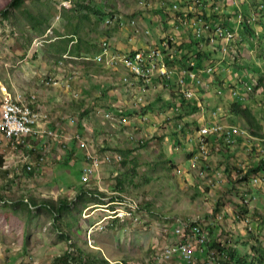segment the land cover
Segmentation results:
<instances>
[{
	"label": "rangeland",
	"instance_id": "obj_1",
	"mask_svg": "<svg viewBox=\"0 0 264 264\" xmlns=\"http://www.w3.org/2000/svg\"><path fill=\"white\" fill-rule=\"evenodd\" d=\"M174 1L176 0H29L27 3L22 2L18 9H13L11 6L7 7L10 0H0L1 10L11 8L7 22L0 21V49L8 46L6 40L9 38H13L11 45L18 48L34 46L33 51L39 61L37 64L40 65V87L33 91H47L52 94L54 89L57 91L58 86L48 88L50 86L46 83L52 84L54 75L51 73L57 72L55 63L62 56L53 50L63 47V44L53 47L52 43H49L54 37L57 38L58 34L74 33L76 44L70 46L71 54L68 53L75 56L72 54L73 46H79L76 56L81 58L92 56L94 46L98 50L97 42L104 38L109 42H126L128 37L133 38L136 31L144 42L143 36H148L149 41L156 44L162 37H158L160 33L172 30L168 4ZM22 9L26 10V14ZM104 13L108 15L105 16ZM110 14L119 17V21L108 23ZM57 15L59 18L56 20ZM118 22H121L122 26H119ZM257 23L263 27L264 37V20ZM219 25L225 23L219 22ZM117 27L122 30L124 36ZM13 28L17 32L16 38L10 33ZM33 28L39 36L27 37L26 31ZM49 28L51 34H46L45 37L43 33ZM256 32L259 34L260 30ZM73 39L65 40L68 42ZM133 40V44L139 43L138 39ZM260 42L258 48L261 51L255 48V52L250 53L245 44L241 47L240 62H247L245 66L237 63L228 68V57L214 55L212 62L218 66L214 74L215 79L219 81H210L204 73L200 76L204 82L198 90L203 92L195 95L200 109L190 117L184 116V119L180 120V123H186L182 131L171 124L175 119L168 120L173 116L174 106L173 103H169L170 109L163 106L171 99L167 91L159 92L161 89H158L151 94L148 92L144 101H141L143 105H137L134 103V97H122L125 93L121 94L122 86L118 73L110 72V69L100 63L83 62L79 59L68 63L64 74L61 72V75L66 79L72 76L71 88L67 93L69 96L79 95L75 100L77 103L80 100L95 102L107 95L108 90H113L120 96L117 101L121 109L130 112L112 121H103L101 115L93 113L94 111L88 117L80 113L69 121H73L75 126L85 118L88 128L109 126L115 130L151 127L165 130L166 127L171 130L165 135L155 132L151 137L147 135L143 138L134 131H123L124 139L115 143L116 149L104 150L112 152L111 156H120L122 161L118 164L103 165L88 183H83L81 172L85 164L80 156L74 159L76 151L81 150L71 139L74 135H71L72 130H64L63 133L69 135L64 136L58 132L59 127H55L56 131L43 127L45 131L50 130L57 134L58 142L49 140L45 135H39L37 138H43L45 142L29 156L31 164L22 161L16 165L17 168L11 169L12 161L8 160L4 167L9 168L7 170L11 176H8V173H0V197L5 200L0 202V264H63V256L69 261L68 264H102L103 261L116 264L117 259L121 261L124 258L129 264H158L159 260L156 258L159 251L178 240L173 236V231L177 227L176 224L181 223L187 226L199 224L209 233L210 240L218 239L220 243L230 240L228 248H235L239 257L250 262L258 246L264 249V178L261 179L262 184L254 186L249 182L253 177L252 173L248 174V171L256 168L253 162L257 163L262 159L264 137L263 140L253 137L245 122L239 117H233L228 108L232 97H235L233 91L245 92L248 99L239 100V104L249 110L251 119L255 121L253 130L259 128L258 134L264 136V89L248 93L243 90L249 88L252 79L255 80L253 84H257L258 79L264 78V40ZM136 47L137 45H134L130 50H137ZM50 54L54 55L49 57ZM21 63L25 65V62L20 61L18 67ZM12 75L13 70L10 77ZM234 80L245 82L247 85L236 84ZM229 82H233L232 86ZM221 84L230 88H225L223 92H227L217 96L215 94L218 91H214L217 87H222ZM174 85L175 81H172V86ZM81 91L86 95H82ZM64 96L65 94L60 93V99ZM154 98L155 102L152 101ZM202 104L207 107H202ZM216 107V111H220L219 116L213 120L214 123L237 127L243 131L241 135L236 136L235 144L231 147L223 145L221 141L208 142L210 155L203 166L209 167L212 176H217V179L213 178L211 182L210 175L205 179V172L197 171L200 162L192 167L191 148L195 145L188 141L187 136L194 134L195 130L203 128L204 123L212 120L208 109L211 111ZM201 116L204 120L197 124V119ZM121 118L126 121V125H120ZM195 125L197 127H194ZM130 136L134 140H141L144 145L131 143ZM51 142L57 145L53 146ZM64 144H67L69 149ZM6 145L8 147L7 141L0 137V153L3 156L7 150ZM23 150L24 147L19 146V151ZM41 156L43 161L39 162ZM27 165L34 167L28 171ZM206 172L208 173L207 170ZM241 174H246V181L238 180ZM63 198L69 203L68 211L57 215L56 218L46 211L44 205H40L39 212L38 209L27 207L26 203L22 202L34 200L40 204L42 200H50L56 208L59 207V200ZM115 198L118 201L129 198L139 203L137 220L116 221L114 225L107 223L104 218L108 219L110 216V201H115ZM242 198L250 199L249 212L242 216L243 218H237L236 212L239 209L236 204H240ZM112 207L125 209L124 205ZM215 208L219 212L216 213ZM211 227L213 230L210 233L207 229ZM37 231L42 235L38 237ZM64 233L77 240L67 241ZM204 258V255H195L194 264H204Z\"/></svg>",
	"mask_w": 264,
	"mask_h": 264
},
{
	"label": "built area",
	"instance_id": "obj_2",
	"mask_svg": "<svg viewBox=\"0 0 264 264\" xmlns=\"http://www.w3.org/2000/svg\"><path fill=\"white\" fill-rule=\"evenodd\" d=\"M207 0H181L186 5L187 13L185 12V18L182 15L177 14V6L174 2L170 10V24L174 27L173 36L180 34V25L183 27L184 33H191L194 36V40L199 44V49L205 52L212 53L214 57L215 52L222 56H226L230 49L234 45L239 44L242 41L241 34L245 27L254 24L257 20V14L255 11H249L248 15H245L242 7H240L241 0H227V5L232 8L228 10L225 8V0H211L207 6L205 4ZM168 4V6L170 5ZM212 7L211 11L209 8ZM201 8L206 10V14L203 15ZM263 5H258L257 10L262 11ZM212 12L223 16L220 22H224L225 25H219L217 22L210 20ZM204 17V19H203ZM119 21V17L116 15L110 16L108 23H115ZM119 23V22H118ZM179 26H178V25ZM122 26V23H119ZM138 30V29H137ZM181 35V34H180ZM258 33L254 32V36H250L251 42H256ZM182 37V36H181ZM159 42L156 41L154 47L142 46L137 50L129 52L114 51L109 47L106 42H101L100 52L93 58H84L83 61H92L102 64L105 68L114 72H120L121 84L124 86L125 92L130 97H134V103L141 104V101L146 98L148 92L151 94L153 91L162 88H171L174 90L173 94L184 100H195V95L198 93V89L202 87L204 81L200 79V76L204 73L210 81H214L216 64L212 61L206 62L203 67L195 66V62L190 60L187 65L181 64L182 57L181 52H178V47L183 43L181 39H174L169 36H162L159 38ZM194 41V42H195ZM180 42V43H179ZM195 51V50H194ZM212 57V58H213ZM264 57V56H263ZM67 57L65 59H69ZM174 63L177 64L174 67ZM223 63V62H222ZM60 65H62L60 63ZM64 72V71H63ZM174 76L175 85L172 86V80L170 78ZM72 77L68 78V82L65 84L66 90L70 89V81ZM165 80L168 82H165ZM164 83L165 85H162ZM57 81L52 80V84L46 83L47 86H54ZM218 91V95H220ZM235 94V93H234ZM78 95L74 94L72 98L76 99ZM35 96H24V94L16 93L11 96L5 94L0 102V137L6 140L9 144L11 153L19 151V146H26L29 138H37L39 135H45L50 139L58 140L59 136L50 130H44L39 125L40 116L33 111L32 105L35 101ZM137 101V103H136ZM144 101V100H143ZM136 106V105H135ZM220 109H218L219 111ZM178 109H175L177 112ZM125 111L120 107H115L113 111H98L97 114L101 115L105 120H115L118 116L123 115ZM118 115V116H117ZM212 115H216V112H212ZM45 120V117H42ZM172 125L174 128L180 130L182 123L176 119L173 120ZM126 121L123 118L120 119V125H126ZM203 128H198L196 133L187 136L188 141L194 143L197 153L195 154V148L190 161L192 167L199 164L200 160L207 159L210 154L208 148V140L221 141L225 146L231 147L235 144L236 136L242 134V130L233 126H223L220 124L204 123ZM176 126V127H175ZM73 142H76L77 148L82 151L86 161L85 167L81 172V180L83 183H88L101 169L103 165H109L112 163H119L122 161L120 156H111L109 152L102 154L97 153L88 143L77 133L71 138ZM129 140L136 142L137 145H142L141 140H134L130 136ZM17 159V163L26 161V158L20 156ZM43 158L39 159L42 162ZM115 161V162H113ZM28 171L31 170V166H27ZM264 173H260L257 176L251 177L250 183L254 186L262 184ZM243 205H248L250 199L242 198ZM125 206V209L120 210L117 207L112 206ZM111 210H109L110 216L108 221L118 220L133 221L137 220L136 212L139 209V203H136L129 198H123L118 201H110ZM218 217V216H217ZM124 219V220H123ZM244 222V221H242ZM177 226V227H176ZM176 228L173 231V236L178 240L171 246H165L159 251L158 264H194L193 258L195 255H204V264H224L226 261V255L223 251H219L217 248H211V242L209 233L199 224L192 226L176 224ZM218 240V239H217ZM214 240V243L225 251L228 249L230 240L220 243ZM205 247L206 250L203 248Z\"/></svg>",
	"mask_w": 264,
	"mask_h": 264
},
{
	"label": "crops",
	"instance_id": "obj_3",
	"mask_svg": "<svg viewBox=\"0 0 264 264\" xmlns=\"http://www.w3.org/2000/svg\"><path fill=\"white\" fill-rule=\"evenodd\" d=\"M28 1L29 0H22V2H24V3H27ZM22 11L26 14V10L22 9ZM263 20H264V18H263ZM166 25H168L170 27L169 23H166ZM169 30L170 31H168L167 33H164V32L160 33L159 32L161 35H159L158 37H160V36L174 37L173 31L171 29H169ZM118 31L120 32L121 35L124 36L122 30H120L118 28ZM46 34H48V35L51 34L50 30L44 31L43 35H46ZM262 34H263V28L260 31V33L258 34V36L256 37L257 42L255 44V48H258V45L261 43L260 41L262 39L264 40V37L262 36ZM16 35H17V33H16ZM43 35H41V36H43ZM141 35L143 36L142 33H141ZM12 36L15 38L14 35H12ZM26 36L31 37V38H34V37L36 38L39 35L35 34V29L33 28V29H28L26 31ZM57 36H58L57 38L54 37V39L51 40L49 43H52L51 45L53 47H56V45H59V44H63V47L62 48L56 47L55 50H53V52L54 51L55 52H63V54L67 53L68 48L73 44V41L66 42L65 39L74 38V33L71 32V33L62 34V35L58 34ZM181 36L183 38H185L186 36H188L187 32L183 33ZM251 36H254V32H252ZM140 37H141L140 33L137 31V34L134 33L133 38L128 37L126 42L122 41V42L117 43V42H114L113 40L111 42H109V41H107L108 39H106V38L100 40V42L103 40H106L108 42V44L110 45L109 47L112 50L118 51V52L134 51V50H130V48L132 49V47L134 45H137L136 48L142 47L144 45L145 46H151L152 45V47H154V45H155L154 42L151 43V41H149V39H148V36H146L145 38L143 36V39L145 40V42L141 39L142 37L141 38ZM245 37H248V35L245 33V30H244L241 34L242 41L239 44L234 45L232 47V49L229 50V52L233 51L234 49L241 51V47L245 43ZM134 38L138 39L139 43L133 44L132 42L134 41L133 40ZM12 39L9 38L8 40H6V41H8L7 42L8 46L7 47H1L3 50L0 49V102H1V98H2L1 97V89L2 88H5L10 94L21 93V94H24V96L34 95L36 97V100L32 105V109H33V111H35L40 116V119H39L40 125L39 126L41 128L46 127L48 129L54 131L55 127H59L58 132L63 134L64 136H69L68 134L63 133L64 130H66V131L72 130L71 135L75 134V133L79 134L84 140H86L87 143L90 144V146L92 148H94V149L96 148L95 150L99 151L101 153L105 152L104 150H106V149L107 150L108 149H116L115 143H120L122 141V139H124V134L127 132H133L134 131L139 137L143 138L147 135H150V137H151L152 133H155V132H158L160 134L165 135V133H167L169 130H171V128H166V127H165V130H164V128L158 129V128H151V127L116 128L115 130H112L111 128H109V126L106 128H101L99 126L97 128H88L86 126L87 120L85 118L84 119L82 118L80 120L79 125L75 126L73 121L69 122L71 120V118L75 119V117L78 116L80 113H81V115H83V116L86 115L88 117V116H90L92 111H94L93 113H95V114H97V111H104V110H108V109L110 111H112L113 107H119L118 106L119 101H117V100L119 99L120 96L117 95L116 93H114L113 90H108L107 95H103L102 99L99 98L95 102L94 101L89 102L88 100H87V102H85L86 100H80V102L77 103L76 101L72 100L71 96H69V94L67 93L68 90H66L65 84H66V82H68L69 77L66 79L65 76L61 75V72L63 74H64V72H63V70H61L60 68L57 67V62L55 63L57 72L55 71V72L51 73L52 75H54L53 76L54 78L52 80L57 81V85L48 87V88H51V87L56 88V86H58L57 91H56V89H54L52 94L48 93L47 91H42L40 93L33 91L34 89H36V87H40V75L38 74V68L40 65L37 64L39 61H37L38 56L35 55L36 52L33 51L34 46H30V45L19 46V48H18V46L11 45ZM56 41H60V42H56ZM98 42H97V44L99 47L100 42L99 43ZM140 42H143V44H140ZM95 44H96V42H95ZM65 46H67V50H65V48H64ZM246 46L247 47L249 46L247 41H246L245 47ZM255 48L251 53L255 52ZM258 49L260 50V48H258ZM229 52L226 54V58L228 57L230 60V63L228 64V68L234 67L232 65V60H231L232 57L230 56ZM8 53H10V54H8ZM11 53H13L14 56ZM191 53L193 54L194 52H191ZM186 54H187L188 59L192 56V55H190V53H186ZM17 55H19L20 58H18ZM52 55H54V54H50L48 56L51 57ZM20 61L25 62V65L21 63V66L18 67V62H20ZM210 61H212V60H208L207 62H210ZM242 63L244 64V66H245V64L247 65V62H242ZM181 64L183 66H185V65H187V62L184 61V63L181 62ZM228 68L226 67V69L229 71ZM11 70H13L12 77H10ZM226 74H227V72H226ZM238 86L239 85H237V87ZM224 88H226L225 85H224ZM160 89H161V91H159V92L168 91V89L167 90H164V89L162 90V88H160ZM243 90H245V89H243ZM171 91H172V89H171ZM197 91H198V93L203 92V90H197ZM218 91H220V93L222 95L225 92H227V91L223 92V90H221V89H219ZM56 92H58V93H56ZM234 92L236 93V95H233V96L239 97V95H241L240 99H242V100L248 99L247 94L245 92L239 93L237 90L233 91V93ZM60 93L65 94V96L62 97L61 99H60ZM122 93H125L123 89L121 91V94ZM81 94L86 95V93L83 91H81ZM126 95L127 94L125 93V96L123 94L122 97H126ZM232 101H233V97H232ZM132 109H135V108L132 107ZM216 109H217V107L215 108V110H211V111L209 110L208 111L212 117V120H210L209 123H214L213 120L219 116L218 112L220 110L216 111ZM121 110L123 111V109H121ZM134 111L135 110H133V112ZM214 111L216 112V115L213 116L212 112H214ZM124 114H125V112H124ZM42 117H45L46 119L43 120ZM169 119L173 120V119H175V117L172 116V117H169L168 120ZM200 120L202 123L204 120L203 116ZM217 121L219 122V120H217ZM44 123L46 124L45 126L43 125ZM70 125H72V128H70ZM73 128H74V130H73ZM161 130H163V131H161ZM123 131H125V133ZM49 140H51V139H49ZM207 140H208V142H213L210 138ZM53 141L58 142L56 140H53ZM108 141H112V143H110ZM44 142L45 141L43 140V138H41L40 140H39V138L36 139L34 137L29 138V140L26 143V146L24 147V150L23 151H17L14 153H11L10 148H9V144H8V147L6 145L7 150H5V155L3 156L4 160H6V161H4V164L6 165L8 163V160H10V161H12L11 169L13 167L15 169V168H17L16 165L19 164V163H17L16 158H19L20 156L26 158V162L28 164H31L30 163L31 161L29 160V156L34 154V150H38L41 147V144ZM71 143L73 144V142H71ZM52 145L56 146L57 144L54 145L52 143ZM64 146H66L67 149H69L67 144H64ZM3 147H5V144H3ZM194 148H195V146L193 148H191V150L193 152H194ZM108 152H110V151H108ZM14 154H16L15 157H14ZM79 156H80L82 162L86 165L84 154L82 153V151L78 152V150H77L75 153L74 159H75V157H79ZM24 166H25V164H24ZM7 169H9V168L4 167V165H3V167L0 169V173L1 174L8 173V176H11V174H9V171ZM99 176H100V174H99ZM39 207H41V206L40 205L37 206L36 209H38V211L41 212V210H40L41 208H39ZM58 208L59 207H56V209H58ZM46 211H47V207H46ZM46 211H44V212H46ZM48 213H50V212L48 211ZM116 221H118V220L108 221L107 223H109V224L113 223L112 225H114V224H116ZM109 224H107V225H109ZM80 228L82 229V226ZM36 234L38 237L42 235L41 232L38 233V231ZM64 234L66 235L65 238H67V241H71V239H74L70 235H67L66 233H64ZM74 240H77V239H74ZM99 251H101V250H99ZM101 252L103 253V251H101ZM119 260L120 259H117V262H119Z\"/></svg>",
	"mask_w": 264,
	"mask_h": 264
},
{
	"label": "trees",
	"instance_id": "obj_4",
	"mask_svg": "<svg viewBox=\"0 0 264 264\" xmlns=\"http://www.w3.org/2000/svg\"><path fill=\"white\" fill-rule=\"evenodd\" d=\"M211 0H207L205 2L206 6L207 4L210 2ZM264 2V0H261ZM227 0L224 1L225 3V8H227L228 10H232V8L230 6L227 5ZM22 4V0H10V2L7 4V7L11 6V8L13 9H18ZM176 6H177V10H178V13L179 15H182L183 18H185V12L187 13V8H186V5L183 4L181 2V0H176L175 3H174ZM173 4H170L169 5V9L171 10ZM11 8H5V9H0V18H2L3 20L6 21V19H8V11L9 9ZM212 7L209 8V10L211 11ZM202 14L205 15L207 12L206 10H204L203 8L200 9ZM105 16H107L108 14L107 13H104ZM112 14H110L109 16H111ZM223 17V16H222ZM204 19V17H203ZM210 20L213 21V22H217L219 23L220 22V15L216 14V12H212V15H210ZM167 23V22H166ZM178 25V24H177ZM257 25H259V23H257ZM179 26V25H178ZM260 26V25H259ZM180 30H179V33L182 35L184 32L182 31V26L180 25ZM261 29L263 28L262 26H260ZM174 30V27L172 26V31ZM15 30H12V33L13 35L16 37V33L17 32H14ZM252 32H253V28L248 26V27H245V33L248 35L247 38H249L251 35H252ZM180 34H177V35H174V39H181L183 40V43H181V45L178 47V52H181L180 54H182V57L179 59L181 60L180 62L184 63L185 62H188L190 60L194 61L196 64L195 66L197 67H203V65L208 61V60H212V53L210 54L209 52H205L204 50L202 49H199V44L194 40V36H192L191 33H187V37L183 38L181 37ZM247 38H245V41L249 42L251 47L252 48H255V45L254 43L250 42L249 40H247ZM73 39V38H72ZM69 41H74L73 40H69ZM195 41V42H194ZM257 42V40H256ZM180 43V42H179ZM76 44V40H75V43L72 44V45H75ZM58 48V47H57ZM65 50H67V46L64 47ZM95 48V51L93 53V55L97 54V52L99 51V47L98 50L96 49V46H94ZM79 49V46H73V51H72V54H74L75 56L78 55V52L79 51H76ZM195 50V51H194ZM55 52V51H54ZM69 52V50L67 51V53ZM191 52H194L193 54ZM57 54H63V52H55ZM70 53V52H69ZM86 54H88L87 52H85ZM186 53H190V55H192L189 59L187 58V54ZM71 54V53H70ZM215 54H217L215 52ZM230 56L232 57L231 60H232V65H235V64H240V65H243L242 62H240V59L242 58V54H241V51L237 50V49H234L233 51H230L229 52ZM92 55V56H93ZM72 56V55H70ZM76 57H79V56H76ZM187 58V59H186ZM205 60V61H204ZM177 64L174 63V67H176ZM175 77L172 76L170 78V80L172 81H175ZM234 79V77H233ZM217 80V81H216ZM218 82L219 80L218 79H215L213 82ZM235 81V80H234ZM165 82H167L165 80ZM253 82H255L254 79H252L251 81V84L249 85V88H245L246 91H253V90H258L260 88L264 89V78H261V79H258L257 80V84H253ZM168 83V82H167ZM220 83V82H219ZM232 83L233 82H229L228 84L232 86ZM235 83L237 84H244V85H247L245 82H239V81H235ZM249 83V82H248ZM222 87H217V89L214 91V93L216 91H218L219 89L221 90H225L224 88V85L221 84ZM226 85V84H225ZM226 88H230L229 86H226ZM168 89V94L170 95V98L169 101H167L166 105H163V106H167V108H171V105H169V103H173V109H172V115L173 117H175V119L180 122V120L186 116V117H190V115L192 114H195L196 112L199 111V107H198V104L195 100L194 103H191L192 100H184L182 98H180V101L178 100L179 98L176 97L173 92L171 91V88H167ZM164 88V90H167ZM232 90V89H230ZM235 98V100H233L232 102H230V106H229V113L233 116V117H239L241 118L244 122H245V125L249 127L250 129V134L253 136V137H256L260 140H263V135H260L258 134V129L259 128H256L257 130H253V127L254 125H256L255 121L251 119V114L249 112V110L247 108H243L239 102L241 101V99L238 97V96H235L233 97ZM240 101H239V100ZM153 102H155V98L152 100ZM224 101L221 100V102ZM169 106V107H168ZM202 107H207L206 104H202ZM178 109L177 112H175V109ZM208 109V108H207ZM210 110V109H208ZM130 114V112H127L125 111V114L127 115ZM137 113V112H136ZM124 114V113H123ZM124 114V115H125ZM202 118V116H201ZM200 117L197 119V124H201V119ZM186 125L185 124H182V128H184V126ZM176 127V126H175ZM194 127H197L196 125ZM181 128V129H182ZM180 129V131H182ZM194 133H196V130L194 131ZM72 142V141H71ZM214 143H216V141H213ZM144 144L142 145H138V146H143ZM192 151V150H191ZM109 153H112V152H109ZM197 153V149L195 148V154ZM193 155V151L191 153V156ZM210 155V154H209ZM208 155V157H209ZM207 157V159H208ZM207 159L205 160H200V168H198L197 171H204V178L206 179L209 175L212 177L210 180L212 182V179L213 178H216L217 179V176H212L213 174H211L212 172L209 171V167L207 166H203V163L205 161H207ZM3 155L0 153V169L3 167ZM118 164V163H117ZM253 166L256 167L255 169H252L250 170V172L248 171V174L249 173H252L251 176H257L258 173H264V154L262 156V159L259 160L257 163H254L253 162ZM252 166V167H253ZM206 170L208 171V173L206 172ZM198 173V172H197ZM247 174V173H246ZM246 174H241L238 176V180L242 181H246ZM219 179V178H218ZM209 180V179H208ZM249 181V180H248ZM116 199V198H115ZM5 200L2 199L0 197V202H4ZM25 201V202H24ZM22 201L23 203H26L27 207H37L39 205H44L47 207V210L50 211V213H52V216H54V218H56L57 215H62L64 212L66 213L68 211V208H67V205L69 204L66 200V198H63V199H60L59 200V208L56 209L54 208V203L50 200H42L40 202V204H38L37 202H35L34 200H31L30 202H28V200H24ZM114 201V200H113ZM14 204V203H12ZM236 207L239 209L238 211H241V212H237V218H243L242 216L248 214L249 212V208H248V205H243V202H241L240 200V204H236ZM216 213L219 212L216 208L214 210ZM55 214V215H53ZM210 233L212 232L213 228H208L207 229ZM211 248H217L219 251H223L225 253V255L227 256L226 257V261L224 264H254V263H257V264H264V249L259 247L256 248L254 251L256 254H254L253 258L250 260V262H247L243 257H239V254L237 253V250L235 248H232V247H229L226 251L222 248H220L218 246V244L214 243V240L213 242H211V245H210ZM67 255V254H66ZM68 257V256H67ZM69 258V257H68ZM63 264H68L69 261L66 260V257L63 256ZM127 260L124 258L122 259L121 261L117 262L116 264H129ZM102 264H107L106 262H102Z\"/></svg>",
	"mask_w": 264,
	"mask_h": 264
},
{
	"label": "clouds",
	"instance_id": "obj_5",
	"mask_svg": "<svg viewBox=\"0 0 264 264\" xmlns=\"http://www.w3.org/2000/svg\"><path fill=\"white\" fill-rule=\"evenodd\" d=\"M263 5L264 6V2L263 1H261V0H241V3H240V7H242V9H243V12H244V14L245 15H248V13H249V11H251V10H253V11H255L256 12V14H257V20H256V22L254 23V24H251V25H248V26H250V27H252L253 28V32H255V30H262L261 29V27L259 26V25H257V22H260V21H263V18H264V9L262 10V11H259V10H257V8H258V5ZM63 7H65V6H63ZM112 15H114V14H112ZM111 15V16H112ZM110 17V16H109ZM59 18V16L57 15L56 17H55V19L57 20ZM3 19L2 18H0V21H2ZM3 21H5V20H3ZM5 22H7V21H5ZM247 26V27H248ZM12 30H14V29H11L10 30V33H11V35H13V33H12ZM50 30V28L49 29H47L46 31H49ZM245 30V29H244ZM15 32V31H14ZM51 32V31H50ZM135 34H137V31L135 32ZM45 37H46V35H45ZM16 38V37H15ZM245 38H247V37H245ZM247 40H249V38H247ZM250 41V40H249ZM101 42H106L107 44H108V42L106 41V40H103V41H101ZM101 42H100V44H101ZM251 42V41H250ZM75 43V40L73 41V44ZM252 43H254V45L256 44V42H252ZM100 44H99V51L97 52V54L100 52ZM245 45H246V41H245V43H244ZM248 44H249V46H248V49L250 50L249 52L251 53L253 50H254V48H252L251 47V45H250V43L248 42ZM110 46V45H109ZM70 48V47H69ZM69 48H68V50H69ZM97 54H95V55H93V56H84V58H89V59H91V58H93L94 56H96ZM67 57H70L69 59H65V58H67ZM84 58H81L80 56L79 57H76V56H70L69 55V53H65V54H63L60 58H59V61H57V67L58 68H60L61 70H63V71H65L66 70V68H67V64L68 63H70L71 61H77L78 59L80 60V61H83L82 59H84ZM62 59V60H61ZM64 60V61H63ZM66 60V61H65ZM83 62H92V61H83ZM60 63L62 64V65H60ZM95 64L97 63V62H94ZM110 72H113V73H115V74H117L118 72H114V71H111L110 70ZM119 75H120V72L118 73ZM72 77V76H71ZM72 80H73V78H72ZM72 80L70 81V88H71V82H72ZM121 80V79H120ZM121 86H122V89L124 90V86L122 85V84H120ZM50 86H52V85H50ZM124 92H125V90H124ZM247 93H248V91H246ZM126 93V92H125ZM235 93V92H234ZM5 94H10L5 88H2L1 89V97L3 98V96L5 95ZM127 94V93H126ZM208 94V93H207ZM11 96H14V95H16V93H14V94H10ZM215 95H217V96H221V94L220 95H218V92H217V94H215ZM234 95H236V93L234 94ZM79 96V95H78ZM127 96H128V94H127ZM130 97V96H129ZM1 98V99H2ZM36 98V97H35ZM239 98H241V97H239ZM71 99L72 100H77V99H74V98H72V96H71ZM36 100V99H35ZM241 101H244V100H242L241 99ZM35 102V101H34ZM119 106V105H118ZM120 107V106H119ZM121 108V107H120ZM114 109H115V107H113V112H114ZM105 112H108V111H110L109 109L108 110H104ZM98 112V111H97ZM124 115V114H123ZM118 116V115H117ZM102 118V117H101ZM103 119V121H109V120H105L104 118H102ZM39 124H40V121H39ZM240 129V128H239ZM241 130V129H240ZM243 131V130H242ZM46 138H48L47 136H45ZM48 139H50V138H48ZM29 140V139H28ZM27 140V141H28ZM214 143V142H213ZM25 147V146H24ZM23 148V147H22ZM42 155H44V154H42ZM40 158H43V156H41ZM3 161H4V157H3ZM24 162H26V161H24ZM3 165H4V163H3ZM27 166H29V165H27ZM26 166V167H27ZM32 167L33 166H31V169H32ZM258 174H260V173H258ZM92 179V178H91ZM250 182V181H249ZM31 208H34V209H36V207H31ZM236 212V211H235ZM238 212V211H237ZM236 212V213H237ZM246 216V215H245ZM254 256V255H253ZM253 258V257H252ZM254 264H257V263H254Z\"/></svg>",
	"mask_w": 264,
	"mask_h": 264
}]
</instances>
